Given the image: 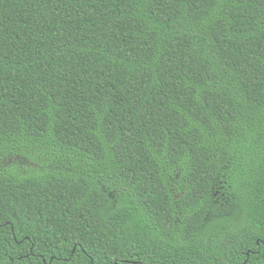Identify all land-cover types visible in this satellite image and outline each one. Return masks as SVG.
Returning <instances> with one entry per match:
<instances>
[{
  "label": "trees",
  "instance_id": "16d2710c",
  "mask_svg": "<svg viewBox=\"0 0 264 264\" xmlns=\"http://www.w3.org/2000/svg\"><path fill=\"white\" fill-rule=\"evenodd\" d=\"M0 264H264V0H0Z\"/></svg>",
  "mask_w": 264,
  "mask_h": 264
}]
</instances>
